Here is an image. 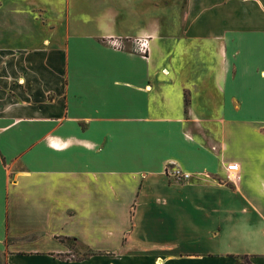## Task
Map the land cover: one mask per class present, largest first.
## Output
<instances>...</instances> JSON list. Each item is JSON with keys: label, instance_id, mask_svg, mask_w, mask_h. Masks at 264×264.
<instances>
[{"label": "crops", "instance_id": "1", "mask_svg": "<svg viewBox=\"0 0 264 264\" xmlns=\"http://www.w3.org/2000/svg\"><path fill=\"white\" fill-rule=\"evenodd\" d=\"M242 256L264 264V0H0V264Z\"/></svg>", "mask_w": 264, "mask_h": 264}, {"label": "built area", "instance_id": "2", "mask_svg": "<svg viewBox=\"0 0 264 264\" xmlns=\"http://www.w3.org/2000/svg\"><path fill=\"white\" fill-rule=\"evenodd\" d=\"M114 48H121V41L120 39H115L112 38L110 39L109 42ZM132 52L139 53L143 55L145 58L148 57L149 54V39L148 38H136L132 40ZM227 171L229 172H237L238 171V165L237 164H230L227 166ZM174 176L175 177H182V178H187L188 175L182 173L180 170L174 171ZM237 180L239 177H236Z\"/></svg>", "mask_w": 264, "mask_h": 264}, {"label": "rangeland", "instance_id": "3", "mask_svg": "<svg viewBox=\"0 0 264 264\" xmlns=\"http://www.w3.org/2000/svg\"><path fill=\"white\" fill-rule=\"evenodd\" d=\"M65 242L69 249L72 250V253L74 254V259L82 258L81 252H77V248H75V242H73L71 238H68L67 240H65Z\"/></svg>", "mask_w": 264, "mask_h": 264}, {"label": "trees", "instance_id": "4", "mask_svg": "<svg viewBox=\"0 0 264 264\" xmlns=\"http://www.w3.org/2000/svg\"><path fill=\"white\" fill-rule=\"evenodd\" d=\"M236 264H253V263H251L248 256H242L236 259Z\"/></svg>", "mask_w": 264, "mask_h": 264}]
</instances>
